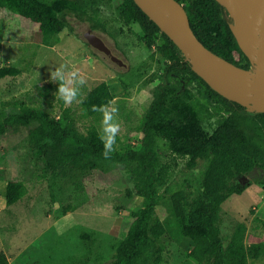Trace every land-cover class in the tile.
I'll return each instance as SVG.
<instances>
[{
	"label": "trees",
	"instance_id": "16d2710c",
	"mask_svg": "<svg viewBox=\"0 0 264 264\" xmlns=\"http://www.w3.org/2000/svg\"><path fill=\"white\" fill-rule=\"evenodd\" d=\"M189 18L196 37L213 53L245 69L251 63L239 48L230 29L232 22L226 9L216 0H177ZM112 0H0L7 20L19 24L40 37L45 45L65 29L72 30L68 16L99 27L97 14L101 7H111ZM123 25H139L143 40L163 58L159 82L152 91L138 128L135 146L119 148L104 159L98 130H83L69 118L59 120L41 109H22L0 120V137L11 126L37 125L29 131L28 140L45 161L46 167L63 177L107 172L122 165L133 175L134 190L142 207L132 213L124 238L113 259L107 264H159L166 242V226L156 215L160 205L159 186L166 171L162 153L187 158L186 166L194 169L198 160L205 161L202 177L195 190L184 185H165L169 214L178 232L191 241L189 256L197 264H249L250 259L264 256V241L247 236V226L239 223L224 245L218 227V212L228 197L241 194L246 186L241 178L254 169L264 170V113H249L237 102L214 91L191 69L189 61L133 0H123L118 11ZM21 70L9 65L0 67V78L17 76ZM192 85L197 86L194 92ZM57 87V85H56ZM50 84L43 89L48 92ZM81 115L98 118L91 109L112 101L106 82L93 89H82ZM215 118V127L207 133L203 123ZM26 193L23 182H7L5 202L13 205ZM0 264H10L0 252Z\"/></svg>",
	"mask_w": 264,
	"mask_h": 264
},
{
	"label": "rangeland",
	"instance_id": "374dc122",
	"mask_svg": "<svg viewBox=\"0 0 264 264\" xmlns=\"http://www.w3.org/2000/svg\"><path fill=\"white\" fill-rule=\"evenodd\" d=\"M123 0H112L111 7H101L92 28L90 22L68 16L72 30L65 29L45 45L40 37L24 29L18 19L7 20L0 9V67L21 70L17 76L0 78V120L22 109H41L59 120L64 109L81 130L94 126L98 118L81 115V105L63 104L54 98L56 84L49 82V72L65 65L86 76L87 89L106 82L119 108L121 130L116 149L135 146L138 128L152 91L164 67L155 47H148L143 31L136 23L123 25L118 11ZM95 34L124 65L109 59L91 46L86 34ZM50 84L46 92L44 85ZM195 92L196 85H192ZM37 125L11 126L0 137V252L10 264H107L124 238L130 217L142 207L134 190L133 175L122 166L107 172L63 177L52 173L36 148L29 143V131ZM207 133L215 127V118L203 123ZM165 181L159 186L157 217L166 226L165 249L159 264H197L190 256L191 241L178 232L169 214L165 185L185 186L195 190L202 177L205 161L188 169L187 158L163 152ZM24 183L26 193L13 205L5 202L7 182ZM246 186L241 194L231 195L218 212V227L224 245L239 223L247 226V236L264 241V170L259 168L241 178ZM152 264V263H151ZM249 264H264V256Z\"/></svg>",
	"mask_w": 264,
	"mask_h": 264
},
{
	"label": "water",
	"instance_id": "95a60500",
	"mask_svg": "<svg viewBox=\"0 0 264 264\" xmlns=\"http://www.w3.org/2000/svg\"><path fill=\"white\" fill-rule=\"evenodd\" d=\"M179 48L191 69L222 97L249 113H264V0H216L229 14L230 29L251 63L239 67L209 50L194 34L184 6L177 0H133ZM88 43L124 65L95 34Z\"/></svg>",
	"mask_w": 264,
	"mask_h": 264
},
{
	"label": "clouds",
	"instance_id": "9594fccd",
	"mask_svg": "<svg viewBox=\"0 0 264 264\" xmlns=\"http://www.w3.org/2000/svg\"><path fill=\"white\" fill-rule=\"evenodd\" d=\"M49 82L57 85L54 98L63 104L71 106L83 103L82 89L88 80L79 70H69L61 64L49 72ZM100 115L97 138L102 145L101 155L104 159H110L116 151L117 137L121 130L119 121V108L111 101L95 105L91 109Z\"/></svg>",
	"mask_w": 264,
	"mask_h": 264
}]
</instances>
